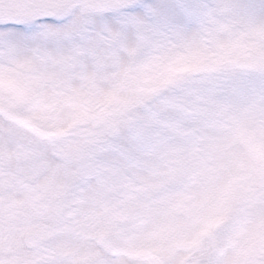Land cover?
I'll use <instances>...</instances> for the list:
<instances>
[{"label": "snow or ice", "instance_id": "snow-or-ice-1", "mask_svg": "<svg viewBox=\"0 0 264 264\" xmlns=\"http://www.w3.org/2000/svg\"><path fill=\"white\" fill-rule=\"evenodd\" d=\"M0 264H264V0H0Z\"/></svg>", "mask_w": 264, "mask_h": 264}]
</instances>
